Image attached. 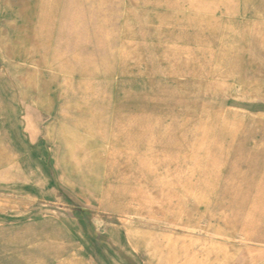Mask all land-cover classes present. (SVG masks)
Here are the masks:
<instances>
[{
    "label": "rangeland",
    "instance_id": "obj_1",
    "mask_svg": "<svg viewBox=\"0 0 264 264\" xmlns=\"http://www.w3.org/2000/svg\"><path fill=\"white\" fill-rule=\"evenodd\" d=\"M0 264H264V0H0Z\"/></svg>",
    "mask_w": 264,
    "mask_h": 264
},
{
    "label": "bare ground",
    "instance_id": "obj_2",
    "mask_svg": "<svg viewBox=\"0 0 264 264\" xmlns=\"http://www.w3.org/2000/svg\"><path fill=\"white\" fill-rule=\"evenodd\" d=\"M52 20V19H51ZM53 21V20H52Z\"/></svg>",
    "mask_w": 264,
    "mask_h": 264
}]
</instances>
